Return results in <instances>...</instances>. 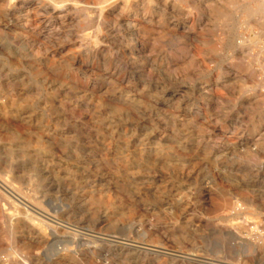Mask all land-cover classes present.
<instances>
[{
	"label": "rangeland",
	"instance_id": "obj_1",
	"mask_svg": "<svg viewBox=\"0 0 264 264\" xmlns=\"http://www.w3.org/2000/svg\"><path fill=\"white\" fill-rule=\"evenodd\" d=\"M126 2L0 0V175L99 237L264 264V70L228 41L262 4ZM95 249V264H187Z\"/></svg>",
	"mask_w": 264,
	"mask_h": 264
},
{
	"label": "bare ground",
	"instance_id": "obj_2",
	"mask_svg": "<svg viewBox=\"0 0 264 264\" xmlns=\"http://www.w3.org/2000/svg\"><path fill=\"white\" fill-rule=\"evenodd\" d=\"M252 1L260 2L262 4L261 8L264 10V0ZM132 5L131 0H127L125 8L129 9ZM112 8H115V5L112 6ZM234 10L236 11V9ZM245 10L248 18L244 22H240L238 27L239 29H247L248 32H250V38L248 37L247 39L243 34L235 32L232 39L230 38L231 40L228 41H230V45L240 51V53H249L251 55L249 58H251L253 62H256V64L258 63L261 67V69H259L262 71L264 70V56L262 55L264 41L259 39V35L255 33V29L259 27L264 31V16H257L261 12L255 11L250 7H247ZM216 11L219 13L221 12L219 9H216ZM215 41L216 40H214L210 44V48H208V59L210 61L224 52V49L220 45L223 44V46H225L228 44L224 39L222 42L218 40L219 43ZM194 62L195 61H191L189 65L193 66ZM253 62L249 65L240 64V67L243 69L252 71L250 72L251 80H255L257 78L256 74L261 72H257V70L253 69ZM220 77L221 75L217 76V81ZM217 81L214 87L219 86ZM250 95L256 100V103L259 104L264 102L263 93H258L254 96L252 94ZM209 97L211 99L216 98L213 90L210 91ZM47 171L49 172V170ZM6 178H2L0 175V226L2 223L8 226V230H1L0 228V264H95L94 259L97 255L95 248L98 242L118 244L123 247V251L126 249L147 254L165 255L186 262L187 264H227L212 258L198 257L191 253H168L163 249H159V247L151 248L129 242L125 243L123 242L124 240L121 242L116 240L115 237L105 238L102 237L103 235L99 237L90 230L83 231L79 227L63 219L67 216L64 206H60L57 203L56 205L53 203L54 201L46 197H43L44 200L39 202L36 199L32 200L15 185L14 179ZM228 202L226 201V203ZM18 233H21V236H17ZM6 236L12 239L10 241H13V245L9 246L4 244L3 238ZM23 246L28 247V250H25ZM249 249L250 248L247 247V250Z\"/></svg>",
	"mask_w": 264,
	"mask_h": 264
}]
</instances>
